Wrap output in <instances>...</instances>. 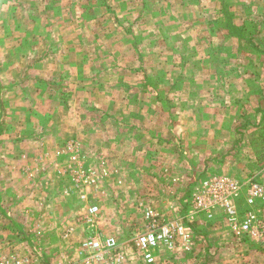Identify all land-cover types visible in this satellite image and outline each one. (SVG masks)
<instances>
[{"label": "rangeland", "instance_id": "374dc122", "mask_svg": "<svg viewBox=\"0 0 264 264\" xmlns=\"http://www.w3.org/2000/svg\"><path fill=\"white\" fill-rule=\"evenodd\" d=\"M21 1L14 24L5 14L17 9L0 10V195L8 214L2 238L19 244L0 258L118 264L113 250L100 256L81 247L83 224L68 237L59 229L44 233L42 204L33 200L45 195L34 184L49 156L43 149H81L89 167L91 150L87 157L82 149L101 150L93 155L98 180L84 191L86 202L77 193L80 206L71 214L99 205L93 229L116 238L119 264H146L135 244L145 207L197 226L186 205L202 178L241 171L264 177L249 157H260L252 149L263 148V137L254 147L239 133L258 105L264 59L252 49L241 53L227 24L235 23V11L207 10L205 0ZM26 216L29 225L12 226V218ZM202 221L192 248L160 250L156 264H264V248L254 256L251 242L232 236L229 224L219 219L207 232Z\"/></svg>", "mask_w": 264, "mask_h": 264}, {"label": "built area", "instance_id": "2783aa9c", "mask_svg": "<svg viewBox=\"0 0 264 264\" xmlns=\"http://www.w3.org/2000/svg\"><path fill=\"white\" fill-rule=\"evenodd\" d=\"M69 172L75 183L73 189L79 197L87 201L85 190L90 189L98 180V171L89 167L80 156L81 149H68ZM191 207L187 218L198 221L205 214L213 218L217 211L226 216L227 224L231 227L232 235L239 241H249L264 247V182L257 175L250 176L245 181L223 173H215L197 182L191 196ZM244 201V208L241 206ZM100 207L97 203H90L76 215V220L83 224L87 236L81 241L85 251H97L100 256L113 250L118 256L116 263L122 258L116 252L118 243L114 237H104V234L94 230ZM74 227L67 226L64 235L73 234ZM195 231L193 225L185 223L183 218H168L161 215L156 207L147 206L144 210V230L135 238V244L142 254L146 264H156L160 250L173 251L179 245L192 248ZM0 264H21V261H11L0 258ZM87 264H90L88 262Z\"/></svg>", "mask_w": 264, "mask_h": 264}, {"label": "crops", "instance_id": "0c3cea01", "mask_svg": "<svg viewBox=\"0 0 264 264\" xmlns=\"http://www.w3.org/2000/svg\"><path fill=\"white\" fill-rule=\"evenodd\" d=\"M22 2V3H21ZM24 1L21 0H1L0 2V10H7V8L13 7L14 9H17L15 12L6 13L5 16L7 18V23L10 22L11 24H14L15 19L17 18V12H19L20 7L22 6ZM206 6L205 9H220L222 11H225V14L229 10L235 11L236 13V21L235 23H230L228 21V25H232L235 27V32H233V39L234 41L239 45V49L242 54L245 52H248L252 49L253 56L257 59H264V0H205ZM16 15V16H15ZM3 17V16H2ZM216 23V22H215ZM14 35V34H13ZM11 35L12 39L15 40L16 35ZM246 43H250L249 46L245 45ZM256 65V63H255ZM264 71V70H263ZM260 97L258 99V105L255 109V112L253 114H250L247 116L244 125L239 130L240 133V141L250 142L252 141L254 147L257 145V141L259 137H263L264 139V133L259 134V126H264V87L259 88ZM1 99V98H0ZM1 105V104H0ZM262 111L263 115L259 118H257V113ZM1 114V113H0ZM264 143H260L262 149H252V151L256 150L258 151V156L250 155L251 158V166L252 170H256L258 168L264 169ZM248 145V144H247ZM243 149V147H242ZM26 151H30L32 149H23ZM46 154H48V158L42 163L40 166L42 167V179H34V184H42L43 189L45 192L47 191V195L45 192H43L45 195L38 196L33 199L35 202H38L42 204L43 214L41 216L45 217L44 221V233H55V229H59L60 234H63L64 229L67 226L74 227V232L77 233L79 226L81 223H79L76 218V213L71 214L73 212V209H77L80 206L79 199L76 197L77 191L73 189L75 186V183L70 178V172H69V165L70 161L68 159L69 154L67 153V149H43ZM83 153L87 156L86 153H89L91 150V155L99 154L100 149H82ZM0 152H3L2 149H0ZM145 149L141 150V153L144 154ZM59 154V155H58ZM251 154V153H250ZM91 156V164L93 166L94 162V156L92 158ZM98 156V155H97ZM96 156V157H97ZM50 157V158H49ZM88 157V156H87ZM95 157V158H96ZM99 158V156H98ZM90 160V159H88ZM98 160V159H97ZM124 160V159H123ZM96 161V160H95ZM99 161V160H98ZM116 163V161H114ZM49 168L47 171H43L45 168ZM49 165V167L47 166ZM240 168L242 167V164H238ZM3 166L0 165V177L3 172ZM236 166V167H239ZM242 169H247V167H242ZM22 170V169H21ZM19 169V171H21ZM255 176V174H253ZM235 177L240 181H245L248 176L246 172L242 171L240 173H237ZM259 180L261 182H264V177L261 178V176H258ZM2 181V178L0 179ZM32 184V186H34ZM5 196L0 195V251H3V249H7L9 251H14L17 248V245L14 243H10V245H6L4 239L2 238V233L4 229V218L3 214L8 215L3 207ZM29 199V197H28ZM27 199V200H28ZM27 206V208L31 209L33 205V201L27 202L26 199L22 203ZM241 206L244 208V201L241 200ZM191 204L186 205V210L188 213V210L190 209ZM25 207H23L22 210H25L28 216V210ZM58 208V209H57ZM57 209V211H56ZM75 209V210H76ZM12 210H15L14 207H12ZM220 215V216H219ZM24 218L22 217L20 220L18 218H12V226H16V228H22L24 226L29 225V217ZM73 219V220H69ZM202 218H204V224L206 223L205 229L208 231L212 230V225H215L219 219H221V222L226 225L227 220L224 213H219V211L216 212L213 218H209L207 215L203 214L198 218V221L196 220L194 224L198 226L202 221ZM25 219V220H24ZM82 225V224H81ZM193 225V224H192ZM10 226V225H8ZM197 226L193 227L197 229ZM227 226V225H226ZM230 233V232H228ZM232 235V233H231ZM233 236V235H232ZM67 239H63V243L67 244L70 243V241ZM243 242V241H240ZM221 244L220 247L224 248L225 245H222L224 243H221L219 241L216 243L217 245ZM252 245V254L255 256V254L260 256L259 252L261 253L262 248L261 245H258L257 243L251 242ZM247 248V247H246ZM257 251V252H256ZM261 262L258 261V259H254V261L251 262V264H260ZM263 264V263H261Z\"/></svg>", "mask_w": 264, "mask_h": 264}]
</instances>
